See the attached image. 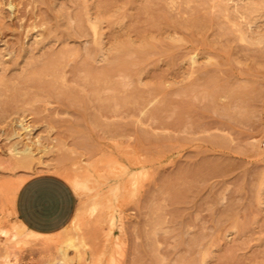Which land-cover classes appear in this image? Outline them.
Listing matches in <instances>:
<instances>
[{"label": "rangeland", "instance_id": "1", "mask_svg": "<svg viewBox=\"0 0 264 264\" xmlns=\"http://www.w3.org/2000/svg\"><path fill=\"white\" fill-rule=\"evenodd\" d=\"M91 1L113 54L95 61L102 52L90 42L92 75L76 77L56 59L64 21L84 0H0V183L68 181L58 169L77 178L76 187L68 181L75 216L52 234L72 243L64 264H264V16L250 14L253 0H236L245 12L235 0L220 1L229 9L216 0ZM25 146L35 165L15 169ZM16 196L0 189V264H53L40 246L16 245L48 236L18 220Z\"/></svg>", "mask_w": 264, "mask_h": 264}, {"label": "bare ground", "instance_id": "2", "mask_svg": "<svg viewBox=\"0 0 264 264\" xmlns=\"http://www.w3.org/2000/svg\"><path fill=\"white\" fill-rule=\"evenodd\" d=\"M97 1V0H96ZM112 1V0H111ZM137 1V0H136ZM136 1H135V3H136ZM144 1V0H143ZM142 1V2H143ZM151 1H153V0H151ZM150 1V2H151ZM159 1V0H158ZM198 1H200V0H198ZM202 1V0H201ZM200 1V2H201ZM217 1V0H216ZM215 1V3L216 4H220V8H222V7H225V9H229V6H227V4H229L228 2L227 3H225L226 5L224 6V5H222L221 3L223 2L224 3V1H221V0H219V3L218 2H216ZM220 1H221V3H220ZM226 1V0H225ZM245 1H248V0H245ZM244 1V2H245ZM91 2V3H90ZM90 2H89V0H84V2H83V9H82V12L81 11H79L80 12V14L78 15V16H73V17H71L70 16V19L71 20H69V19H66V20H68V21H64V31H63V41H62V44L64 45L62 48H61V52L58 54V58L56 59V61H57V63L58 64H61V66H63V68L64 67H66V66H73V67H76V69H74V71H73V73H74V76H78V77H86V76H89V75H92L90 72V70L91 69H88V71H90V72H88V71H86L85 69H87L88 67H91V65H93V61L95 60L94 59V57H95V55L94 54H92V53H95V51H94V49L93 50H90V51H93V52H90L89 51V43L91 42V43H94V45H97L98 44V47L100 48V51L102 52V53H100V51H99V53L101 54H99L98 53V55H100V59H97V60H95V61H98L99 60V62H102V63H104L103 61H106V60H108L107 58H109L107 55H108V53H109V51H112L113 49L111 48V50L109 49V51H108V48H107V46H106V40H104V38L102 39L101 37H100V35L98 36V34H97V32H96V22H94V17L96 18L97 16H93L92 14H93V7L95 6H93L92 5V1L90 0ZM95 2V1H94ZM99 2V1H98ZM132 2V1H131ZM130 2V3H131ZM138 2H141V1H138ZM142 2H141V5H142ZM145 2V1H144ZM143 2V3H144ZM160 2V1H159ZM158 2V3H159ZM167 2H168V0H167ZM181 2V1H180ZM203 2V1H202ZM235 2H237L236 0H235ZM240 2V1H239ZM243 1H241V3H242ZM249 2V1H248ZM247 2V3H248ZM95 3H97V2H95ZM157 3V1H156V3L155 4H158ZM162 3V2H161ZM165 3H166V1H165ZM190 3V2H189ZM206 3V1H204V3H200L201 5H203V4H205ZM212 3V2H211ZM238 3V2H237ZM237 3H236V5H237ZM125 4H127V2L125 1ZM132 4V6L133 5H135V4H133V2L131 3ZM137 4V3H136ZM145 4H147V5H149V2H148V0H147V2H145ZM144 4V5H145ZM153 4V3H152ZM154 4V5H155ZM164 4V3H163ZM162 4V5H163ZM208 4H210V3H207V5ZM213 4V3H212ZM98 5V3L96 4V6ZM111 5H112V3H111ZM118 5V4H117ZM124 5V4H123ZM140 4L138 3V8L141 6H139ZM169 5V4H168ZM214 5V4H213ZM230 5V4H229ZM235 5V6H236ZM242 5H243V3H242ZM245 5V4H244ZM247 5V4H246ZM249 5V4H248ZM122 6V5H121ZM131 6V5H130ZM151 6H153V5H151ZM150 6V7H151ZM160 6V5H159ZM211 6V5H210ZM240 6H241V4H240ZM239 3H238V5H237V7L238 8H236V9H238V10H242L243 8H244V12H245V10H247V9H249L248 7H247V9H245V6L243 7V6H241V8L239 9ZM250 6L252 7V11L250 12V14H252V16H253V14H254V16H264V0H253V2H252V5H251V3H250ZM99 7H101V6H99ZM137 7V6H136ZM144 7V6H143ZM193 7V6H192ZM205 6H203V8H204ZM214 7V6H213ZM216 7H217V5H216ZM216 7H215V9H216ZM228 7V8H227ZM230 7H231V5H230ZM250 7V8H251ZM96 8V7H95ZM116 8V7H115ZM131 8H133V7H131ZM144 8H147V7H144ZM155 8V7H154ZM157 8V9H156ZM156 8H155V10L153 9V10H151V11H155V12H158L159 10V7L156 5ZM203 8H201V9H203ZM218 8V7H217ZM99 12H104V10L101 8H96ZM117 9H119V8H117ZM137 9V8H136ZM163 9H165L164 7H163ZM162 9V10H163ZM186 9V8H185ZM213 10V11H216V10ZM225 9H222V10H225ZM235 9V8H234ZM233 9V10H234ZM97 10H96V12H97ZM139 10H141V9H139ZM144 10V9H143ZM158 10V11H157ZM166 10V9H165ZM165 10H163L164 11V13H161V15H159L158 17H157V19L158 18H160V21L162 20V15H163V17H164V15H165ZM171 9H169L167 12H171L170 11ZM173 10V9H172ZM187 10V9H186ZM212 10V9H211ZM250 10V9H249ZM145 11L146 10H144V13H145ZM151 11H149V12H151ZM182 11V10H181ZM188 11V10H187ZM212 11V12H213ZM219 11V10H218ZM229 12H230V10H228ZM228 11H225V13H223V15L225 14L226 15V12H228ZM236 11V10H235ZM113 12H115V11H113ZM113 12H110V10H109V13H113ZM120 12V11H119ZM140 12H142V11H140ZM147 12V11H146ZM161 12V11H160ZM180 12V11H179ZM183 12H186V11H183ZM231 12H232V10H231ZM237 12V11H236ZM248 12V11H247ZM65 13V12H64ZM108 13V12H107ZM109 13H108V15H109ZM118 13V12H117ZM116 13V14H117ZM125 13H126V11H125ZM159 13V12H158ZM173 13V12H172ZM194 13V12H193ZM222 13V12H221ZM97 14H99V13H97ZM104 14H106V13H104ZM103 14V15H104ZM115 14V13H114ZM150 14V13H149ZM157 14V13H156ZM166 14H168V13H166ZM171 14V13H170ZM174 14V13H173ZM173 14H171V16H173ZM186 14H187V12H186ZM216 14V13H215ZM230 14V13H229ZM229 14L227 15V16H229ZM233 14H235V12L233 11ZM232 14V15H233ZM100 15V14H99ZM177 15L178 14H176V16L175 17H177ZM231 15V16H232ZM110 16H111V14H110ZM113 16V15H112ZM156 16V15H155ZM161 16V17H160ZM170 16V15H169ZM238 16V15H237ZM100 18H101V16H99ZM103 17H105V16H103ZM102 17V18H103ZM166 17H168V15L166 16ZM219 17V16H218ZM222 17H224V16H222ZM65 18H66V16H65ZM73 18V19H72ZM179 18V17H178ZM106 19V18H105ZM166 19V18H165ZM169 19V18H168ZM168 19H167V21H168ZM171 19H173V17H171L170 19H169V23H170V20ZM181 19V18H180ZM185 19V18H184ZM164 20V19H163ZM186 20V19H185ZM70 21H73V22H75V23H73L74 24V26H70L69 25V23H70ZM182 20H180V22H181ZM161 22H163V21H161ZM175 22H177V20L175 21ZM175 22H173V25H174V27H175ZM201 22V21H200ZM200 22H198V23H200ZM165 23V22H164ZM168 23V22H167ZM219 23V22H218ZM218 23H217V25H218ZM157 24V23H156ZM162 24V23H161ZM177 24V23H176ZM184 24V20L182 21V23H181V25H182V27L184 26L183 25ZM194 24V23H193ZM204 24V23H203ZM202 23H201V25H203ZM171 25H172V21H171ZM173 25L170 27V26H167L166 24H165V28L167 29V27L169 28V35L171 36V34H172V31H171V33H170V29L173 27ZM196 25H197V23H196ZM196 25H194V26H196ZM201 25H199V27L197 26V27H195V28H200V26ZM155 26H157V25H155ZM159 26V25H158ZM178 26V25H177ZM179 27V26H178ZM177 27V28H178ZM181 27V26H180ZM219 27H220V25H219ZM224 27V26H223ZM165 28H163V29H165ZM176 28V27H175ZM222 28V27H221ZM127 29V28H126ZM159 29V28H158ZM201 29V28H200ZM223 29V28H222ZM72 30V31H71ZM162 30V29H161ZM171 30H173V29H171ZM226 30V29H225ZM164 32H166V31H163L162 32V34H164ZM161 33V32H160ZM159 33V34H160ZM109 34H113V33H109ZM150 34V33H149ZM103 35H105V34H102L101 36H103ZM142 35V34H141ZM157 35H158V33H157ZM161 35V34H160ZM166 35V34H165ZM169 35H167V37L169 36ZM55 36H56V34H55ZM54 36V37H55ZM60 36V35H59ZM112 36V35H111ZM169 36V37H170ZM82 37H87V39L85 40V41H81V38ZM104 37V36H103ZM115 37H118V36H115ZM113 38H114V36H113ZM119 38V37H118ZM117 38V39H118ZM122 38V37H121ZM137 38H139V37H137ZM59 39V38H58ZM73 39V40H72ZM116 39V40H117ZM120 39V38H119ZM123 39V38H122ZM125 39V38H124ZM128 39V38H127ZM131 39V38H130ZM129 39V40H130ZM44 40V39H43ZM45 40H47V39H45ZM83 40H84V38H83ZM112 40V39H111ZM113 40H115V39H113ZM115 40V41H116ZM135 40V39H134ZM133 40V41H134ZM145 40H146V36H145ZM38 41H40V40H38ZM107 41H109L108 39H107ZM124 41V40H123ZM122 41V44L120 45V47L119 48H125V49H127L128 48V45H126L125 47H121V46H123V42ZM131 41V40H130ZM130 41H129V43H130ZM33 42V41H32ZM43 42V41H42ZM41 42V43H42ZM113 42V41H112ZM111 42V43H112ZM117 42V41H116ZM115 42V45H117V43ZM132 42V41H131ZM36 43V42H35ZM47 43H49V42H47ZM71 43H72V45H71ZM109 42H107V44H108ZM39 44H40V42H39ZM110 44V43H109ZM114 43H112L111 45H113ZM131 45H133V43H130ZM103 45H105V47L103 46ZM125 45V44H124ZM54 46V45H53ZM110 46V45H109ZM49 47V46H48ZM112 47V46H111ZM113 47H116V46H114L113 45ZM131 46H129V48H130ZM79 48H84L86 51H87V54H86V56H84V57H81L79 54H77L78 53V49ZM117 49H118V47H116ZM115 48V52H116V49ZM128 48V49H129ZM46 49V48H45ZM127 49V50H128ZM42 50V49H41ZM84 50V51H85ZM56 52V51H55ZM55 52H53V54H51L50 56H53V55H56V54H54ZM119 52H120V50H119ZM79 53H80V51H79ZM84 53V52H83ZM110 53H112V52H110ZM109 53V54H110ZM127 53V52H126ZM81 54V53H80ZM113 54V53H112ZM121 54H122V52H121ZM81 55H83V54H81ZM94 55V56H93ZM97 55V54H96ZM119 55V53L118 54H115V57L114 58H117V56ZM57 57V56H56ZM55 57V58H56ZM87 57V58H86ZM110 57H111V54H110ZM120 58V57H119ZM17 59V58H16ZM13 60L12 61V63H14V64H12V72H14V70H16L17 68H20V64H18V62H17V60ZM111 59H112V57H111ZM123 58L121 57V60H122ZM126 59V58H125ZM46 61H48V63H54V62H51V61H53V59H50V58H48ZM109 61L111 62V60L109 59ZM114 61H116V59L114 60ZM119 61V60H118ZM117 61V62H118ZM125 61V60H124ZM48 63L46 62V64L48 65ZM56 63V62H55ZM112 63V62H111ZM105 64H106V62H105ZM109 64V63H108ZM107 64V65H108ZM106 65V66H107ZM112 64H110V66H111ZM121 65V64H120ZM50 65H48V66H46V68L47 67H49ZM109 66V65H108ZM23 70V69H22ZM46 70V69H45ZM63 70V71H62ZM61 70V73H60V76L63 78V79H66L67 78V74H66V71H65V69H62ZM18 71V70H17ZM16 74V73H15ZM85 74H87V75H85ZM101 76H103V77H108L109 76V74H107V71H105V72H103L102 74H101ZM16 77V76H15ZM19 77H21V76H19ZM67 127V126H66ZM28 128V127H27ZM69 128V127H68ZM18 153V152H17ZM17 153H15L14 154V158H13V161H12V164L15 166V169H18V168H21V169H24V170H32V167H34V165H35V155H34V152H33V150H32V148L30 147V146H25L22 150H21V152H20V156H15ZM222 166V165H221ZM55 172L57 173V174H60V175H62V176H64L69 182H70V184L71 185H73L74 187H76V186H78V181H77V178L71 173V172H68V171H66V170H61V169H58V170H55ZM183 172V171H182ZM181 173V172H180ZM13 174V173H12ZM6 186H8L9 187V190H10V194H12V196H13V198L16 196V191L18 190V188H20V186H19V184H18V182H17V180L16 179H13L12 178V180H4V181H2V183H0V189H3V188H5ZM5 190V189H4ZM9 192V191H8ZM187 204V203H186ZM189 210V209H188ZM32 231V230H31ZM1 232L2 233H8V229L6 228V227H3L2 229H1ZM32 232H34V233H38V232H35V231H32ZM38 234H41V233H38ZM13 235V234H12ZM48 236H45L44 238H42V239H32V240H23V241H16V245H26V244H31V245H33V246H40V248L42 249V251L43 252H46V253H49V255L50 256H52V255H55V257H54V259L56 260H54V263L53 264H64V262H63V260L67 257V254H68V248H69V246L70 245H72V243H70V242H68V240H70V239H68V240H64V237H59V236H56V235H52V234H47ZM67 243H68V245H67ZM52 254V255H51ZM6 259V258H5ZM4 259V260H5ZM7 260V259H6ZM3 264H11V261L10 260H7L5 263H3Z\"/></svg>", "mask_w": 264, "mask_h": 264}, {"label": "crops", "instance_id": "3", "mask_svg": "<svg viewBox=\"0 0 264 264\" xmlns=\"http://www.w3.org/2000/svg\"><path fill=\"white\" fill-rule=\"evenodd\" d=\"M78 208V198L64 178L41 174L25 181L15 201L18 220L41 234H55L66 228Z\"/></svg>", "mask_w": 264, "mask_h": 264}]
</instances>
